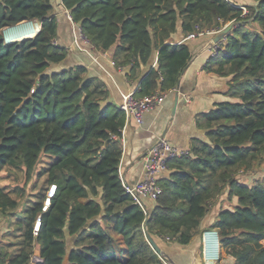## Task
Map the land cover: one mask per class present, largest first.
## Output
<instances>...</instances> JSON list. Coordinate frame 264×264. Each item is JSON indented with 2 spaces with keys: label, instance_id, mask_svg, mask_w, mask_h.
Here are the masks:
<instances>
[{
  "label": "trees",
  "instance_id": "obj_1",
  "mask_svg": "<svg viewBox=\"0 0 264 264\" xmlns=\"http://www.w3.org/2000/svg\"><path fill=\"white\" fill-rule=\"evenodd\" d=\"M60 1L92 49L113 48L114 65L129 67L137 98L174 90L187 69L188 47L170 43L179 23L184 38L196 27L218 32L250 18L256 28L243 32L236 25L207 60L204 70L230 78L225 96L233 102L196 116L207 141L193 139L190 156L168 163V177L158 181L161 195L143 210L119 179L124 113L83 66L50 71L66 57L54 44L51 0H0V216L15 217L21 238L16 252L0 253V264H163L147 237L189 245L224 192L236 204L221 209L207 229L232 264H264V185L236 178L264 155V0L246 6L245 17L225 0ZM23 22L40 29L5 44L3 30ZM154 52L156 68L142 76ZM38 164L43 188L17 217L24 190L12 176L23 170L28 182ZM51 186L54 195L42 211ZM66 235L74 238L69 251Z\"/></svg>",
  "mask_w": 264,
  "mask_h": 264
},
{
  "label": "crops",
  "instance_id": "obj_2",
  "mask_svg": "<svg viewBox=\"0 0 264 264\" xmlns=\"http://www.w3.org/2000/svg\"><path fill=\"white\" fill-rule=\"evenodd\" d=\"M231 1L234 5H255L253 0ZM51 4L57 19L55 43L66 50V57L61 63L52 65L50 71L60 72L83 66L87 77L95 78L104 84L108 91L107 102L115 107L118 106L121 94L134 92L138 86V82L127 80L129 67L114 65L113 48L101 52L92 49L88 43L84 42V39H79L76 46L75 38L79 37L78 27L68 21L66 17L68 12L63 8L60 0H51ZM211 40L212 38L200 37L187 40L182 36L180 23L177 25L176 32L170 38V43L186 45L191 53V60L175 88L178 95L176 106H174V90H171L166 93V98L160 106L144 116L141 125L138 126L133 121H125L121 131L122 155L118 173L126 184L134 185L143 180V157L157 140L163 138L176 147L190 151L193 139L207 141L206 132L196 127V116L209 112L218 103L233 102L225 96L230 78L218 77L204 70L207 60L213 55ZM156 63L157 54L154 52L149 64L142 68L141 75L144 76L149 68H156ZM169 172L170 170L162 173L160 179L167 178ZM145 205L147 210H152L155 203L146 201ZM0 217H2L0 218V253L11 255L13 252L8 247L10 243L6 240L14 229V220ZM1 219H4L5 223H2ZM202 227L189 245L168 243V246L160 247V250L172 264H200L198 255L201 235L206 230L201 231Z\"/></svg>",
  "mask_w": 264,
  "mask_h": 264
},
{
  "label": "built area",
  "instance_id": "obj_3",
  "mask_svg": "<svg viewBox=\"0 0 264 264\" xmlns=\"http://www.w3.org/2000/svg\"><path fill=\"white\" fill-rule=\"evenodd\" d=\"M226 1V0H225ZM228 2V1H227ZM237 7V6H236ZM238 9L242 12V17H245L248 12L244 6H239ZM67 19L70 23H72L71 18L67 14ZM23 24H29L32 29H35V35L40 29L39 23L33 22H23L14 27L6 28L3 30V40L5 44H10L13 42H9L6 40V34L10 31L22 26ZM219 32V31H218ZM217 32V33H218ZM205 35L204 32L200 31L199 27L195 28L194 33L188 35L187 40H193L199 37H203ZM83 40L84 38L79 32V37L75 38V45L77 46V41ZM84 42L87 43L84 39ZM54 44H56L54 42ZM212 51H215L217 44H211ZM137 87L134 90L137 91ZM134 92L121 94V101L118 104V109L124 113L126 121H133L136 125H141L143 123L144 116L160 106L164 99L166 98V93L156 92L153 95L145 98H137ZM190 151L186 149H182L174 146L170 142L161 138L157 140L154 145L150 148L147 154L143 157V171L144 178L141 182L128 185L124 182L121 175H119V179L122 183V186L132 200L143 210L146 207V201H151L153 203L156 202L157 198L161 195V188L158 185V181L162 173L167 172L169 170L168 163L175 159H180L184 157L190 156ZM55 186H51L49 189L50 197L54 195ZM49 199L43 204L42 211H45L49 206ZM40 226L39 219L36 220L33 233L37 234ZM210 235H214V240H210ZM219 242L218 237L215 231L208 230L204 231L201 235V247H200V255L203 264H216L219 261Z\"/></svg>",
  "mask_w": 264,
  "mask_h": 264
},
{
  "label": "rangeland",
  "instance_id": "obj_4",
  "mask_svg": "<svg viewBox=\"0 0 264 264\" xmlns=\"http://www.w3.org/2000/svg\"><path fill=\"white\" fill-rule=\"evenodd\" d=\"M226 1H228L229 3L232 2L231 0H226ZM235 6H237V8L239 6H244L246 8L245 5H235ZM57 16L59 17V15H57ZM229 24L230 23L226 24L225 26H227ZM236 25H238V26L242 25V27L240 28V31H243V32L244 31H253L254 28H256L254 26V23L252 22L251 18L250 19H246V21L242 22V24L239 23V24H236ZM236 25H234V27ZM224 27L221 30H223ZM204 33H205V35H203V37H200V38H213L217 34V31H215V32L214 31H212V32H204ZM224 40H225V38L221 42L217 43V45L223 43ZM211 44H213L212 41H211ZM216 49H217V46H216L215 50ZM213 54H215V51L213 52ZM260 160L261 161L256 163L254 165V167L251 168L250 170H248V171H240L237 174L236 178L241 183H244V184H246L249 187L255 186V185H261V184L264 185V155H263V157ZM43 161H44V159L42 158V162ZM40 168H41V164H38L34 174L31 176V179L28 182L26 180V177L24 175V171L23 170H22V175H20V173L16 175V174H13L12 172L8 171V174H10V175L13 174L12 177L14 178V181L16 182L17 186L21 187L24 190V200L19 199V206H18V209H17V212H16V215H18L17 217L22 216V210L24 209L25 201L27 202L28 199L33 198L35 196V194H37V192H39V190L41 188H43V179L39 180L36 177V174H37V172H39ZM0 185L4 186L5 184H0ZM49 189H50V187L46 191V197H45L43 202H45L46 199L50 198ZM235 204H236V199L232 198L229 201L228 197H227V192H224L223 195H221L217 199V201L212 205V207H211L209 213L207 214V216L202 220L201 226H203V227H202L201 231L202 230L204 231L205 229H206L205 231L210 230V229H207V228L212 223V221H213L212 218L216 217L221 209H231L233 206H235ZM0 218H2V217H0ZM14 218L15 217H13L11 219L14 220ZM1 222L3 223L4 219H1ZM6 222L9 223L8 221H6ZM8 237H10V238L8 239ZM20 241H21V238L18 235L17 227L14 225V229H13L12 233L9 236H7V240H6V242L10 243V245L8 247L12 250L13 253L17 251V249L19 247L18 244H19ZM65 242H66L67 251H69L73 247L74 238L68 237L66 235ZM155 243L157 244V246L159 248L160 247L163 248V247L169 245L167 242H163V241H161L159 239H156ZM219 252H220L219 253V261L216 264H232L233 260L229 256L225 255L223 253V251L220 249V247H219ZM38 254H39L38 248L35 247L34 252H33L34 260L38 257ZM198 256L200 258V264H203L200 253H199ZM161 260H162L163 264H170L164 258H162ZM65 264H66V262H65Z\"/></svg>",
  "mask_w": 264,
  "mask_h": 264
},
{
  "label": "water",
  "instance_id": "obj_5",
  "mask_svg": "<svg viewBox=\"0 0 264 264\" xmlns=\"http://www.w3.org/2000/svg\"><path fill=\"white\" fill-rule=\"evenodd\" d=\"M234 23H230L229 25L225 26L223 30H221L220 32H218L213 38H212V43L213 44H217L219 42H221L224 38H226V36L231 32V30L234 27ZM177 89H174V106H176L177 103ZM175 108V107H174ZM147 242L149 243V245L151 246L152 250L154 251V253L159 256L161 259L164 258L165 260H167L170 264H172L168 258L164 255V253L160 250V248L156 245V243L150 238L147 237Z\"/></svg>",
  "mask_w": 264,
  "mask_h": 264
},
{
  "label": "bare ground",
  "instance_id": "obj_6",
  "mask_svg": "<svg viewBox=\"0 0 264 264\" xmlns=\"http://www.w3.org/2000/svg\"><path fill=\"white\" fill-rule=\"evenodd\" d=\"M39 30V29H37ZM35 29H32L29 24H23L18 28L10 31L6 34V40L9 42L20 41L27 38H32L35 36ZM215 236L210 235V240H214Z\"/></svg>",
  "mask_w": 264,
  "mask_h": 264
},
{
  "label": "clouds",
  "instance_id": "obj_7",
  "mask_svg": "<svg viewBox=\"0 0 264 264\" xmlns=\"http://www.w3.org/2000/svg\"><path fill=\"white\" fill-rule=\"evenodd\" d=\"M16 42V41H15Z\"/></svg>",
  "mask_w": 264,
  "mask_h": 264
}]
</instances>
